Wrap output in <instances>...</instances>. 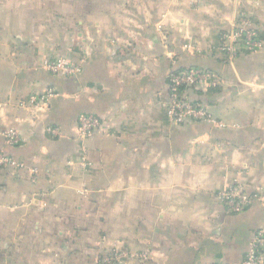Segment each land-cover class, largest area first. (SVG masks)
I'll use <instances>...</instances> for the list:
<instances>
[{
	"label": "crops",
	"instance_id": "1",
	"mask_svg": "<svg viewBox=\"0 0 264 264\" xmlns=\"http://www.w3.org/2000/svg\"><path fill=\"white\" fill-rule=\"evenodd\" d=\"M241 10L264 36V0H0V150L38 168L0 170V264H103L111 247L146 254L124 264H241L264 225V54L217 48ZM47 56L81 72L51 74ZM190 65L222 78L191 94L216 123L166 116L167 74ZM81 112L103 118L83 140ZM230 184L260 199L227 212Z\"/></svg>",
	"mask_w": 264,
	"mask_h": 264
},
{
	"label": "built area",
	"instance_id": "2",
	"mask_svg": "<svg viewBox=\"0 0 264 264\" xmlns=\"http://www.w3.org/2000/svg\"><path fill=\"white\" fill-rule=\"evenodd\" d=\"M217 48L231 59H235L243 53L264 54V36L259 32L249 14L241 10L234 25L220 33ZM40 64L47 72L63 77H74L82 69L80 62H74L65 56H47L42 58ZM221 83V76L204 66L191 65L183 69H171L167 74L168 99L165 113L168 120L178 125L190 122H215L207 104L200 98H192L191 94L194 91L203 93L210 88H218ZM57 95L58 92L53 87H48L42 94H30L28 104L41 108ZM102 123L103 118L97 114L79 113L75 121L76 138L83 140L90 137L101 127ZM217 125L222 126L223 124L217 122ZM45 131L52 135L59 134V128L55 126L47 125ZM2 136L9 146H16L22 140L16 128L4 130ZM3 168L24 169L30 173L38 172L37 167L19 161L0 150V170ZM259 190L249 192L239 184H230L217 191L215 196L227 212L240 213L254 201L260 199ZM144 256H146L145 253L111 247L100 253V260L103 264H124L127 260ZM241 264H264V225L255 231Z\"/></svg>",
	"mask_w": 264,
	"mask_h": 264
},
{
	"label": "trees",
	"instance_id": "3",
	"mask_svg": "<svg viewBox=\"0 0 264 264\" xmlns=\"http://www.w3.org/2000/svg\"><path fill=\"white\" fill-rule=\"evenodd\" d=\"M188 66H180V67H175L174 69H183V68H186Z\"/></svg>",
	"mask_w": 264,
	"mask_h": 264
},
{
	"label": "rangeland",
	"instance_id": "4",
	"mask_svg": "<svg viewBox=\"0 0 264 264\" xmlns=\"http://www.w3.org/2000/svg\"><path fill=\"white\" fill-rule=\"evenodd\" d=\"M191 66V65H190Z\"/></svg>",
	"mask_w": 264,
	"mask_h": 264
}]
</instances>
